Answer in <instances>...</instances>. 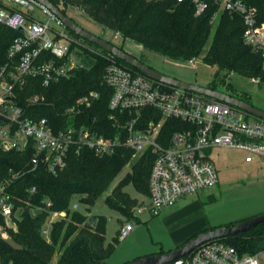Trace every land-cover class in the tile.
<instances>
[{
    "label": "built area",
    "instance_id": "2783aa9c",
    "mask_svg": "<svg viewBox=\"0 0 264 264\" xmlns=\"http://www.w3.org/2000/svg\"><path fill=\"white\" fill-rule=\"evenodd\" d=\"M215 2L221 10L244 17V42L264 57V24L258 27L256 9L241 1ZM194 3L197 16L207 9L203 0H194ZM38 9L45 19L35 18ZM216 19L217 15L213 22ZM53 22L62 28H56ZM0 23L23 33L10 48L9 62L0 70L1 149L32 150L33 170L43 166L54 175L65 170L70 153L80 155L84 149L102 157H111L121 149L131 150L132 160L146 154L154 157L148 198L132 210V221L120 227V240L128 238L135 230V220H140L143 214L157 218L163 209L172 208L180 199L217 187L219 173L212 154L218 148L247 153V164L256 157H264V119L233 105L134 73L114 60L108 65L104 80L114 92L109 107L113 111L110 119L117 130L115 137H105L94 126L81 123V107L98 98L95 92L79 98L73 107L65 110L76 118L73 124L61 127L47 118L31 119L20 106L18 94L29 78L42 79L43 87L47 88L86 67L81 57L86 50L91 57L101 55L104 50L86 49L79 38L68 32L62 20L36 0H0ZM250 80L262 83L259 78ZM45 101L43 95H33L26 107H39ZM57 126H60L58 131ZM10 183L0 185V221H4V224L0 222V238L5 242L12 240L7 229L18 232L22 218V208H16V199L9 191ZM51 207L52 203L48 202L44 207L31 209L34 217L42 212L49 215L42 228L46 238L51 234L52 223L67 215L50 212ZM71 208L83 211L84 207L75 203ZM0 264H6L1 256ZM170 264H264V253L241 255L226 242L212 240Z\"/></svg>",
    "mask_w": 264,
    "mask_h": 264
},
{
    "label": "trees",
    "instance_id": "16d2710c",
    "mask_svg": "<svg viewBox=\"0 0 264 264\" xmlns=\"http://www.w3.org/2000/svg\"><path fill=\"white\" fill-rule=\"evenodd\" d=\"M203 1L207 4V9L197 16L194 0H182V3L178 0H50L66 16L70 8H78L103 29L120 34L124 41L129 39L166 59L190 62L199 56H205L204 62L207 65L217 67V75L236 73L249 79L259 78L261 84H264V57L260 51L255 52L244 42V17L221 10L215 0ZM235 1L255 8L258 12V27L264 24V0ZM216 15L217 19L213 22ZM68 32L79 38L86 49H99L70 29ZM22 34L0 23V70L9 62L10 48ZM121 50L123 51L122 48ZM100 54H92L91 57L86 50L81 56L86 67L47 88L43 87L42 79L29 78L27 85L18 91L20 106L27 110V115L33 120L47 118L64 127L76 121L65 110L73 107L79 98L89 97L95 92L99 95L98 98L90 105L81 107V123L94 126L105 137H115L117 130L110 119L113 111L109 107L114 92L105 84L106 69L114 60L134 73L141 72L125 61L113 58L109 53L102 51ZM225 81L224 78L221 84L234 90ZM215 85L216 82L209 89L215 91ZM33 95H43L45 103L32 109L27 108V100ZM239 100L250 103L248 100ZM59 129L60 126H57L56 130ZM132 155L131 150L121 149L111 157H102L84 149L80 155L70 153L65 170L54 175L43 166L33 170L32 150L18 152L0 148V185L6 181L11 182L9 191L16 199V208H22L18 232L7 229L11 242L0 238V256L3 262L107 264L108 258L120 242V230L112 243L106 244L108 218L90 214L91 208L112 188L118 175L126 167H130L132 172H128L113 187L111 194L106 197V204L125 218L133 219L132 210L139 205L140 200L131 197L125 189L131 184L139 195L148 197L154 157L146 154L139 160H132ZM48 202L52 203L50 212H65L67 215L63 220L52 223L51 234L46 238L42 234V228L49 215L42 212L34 217L31 209L44 207ZM75 203L83 206V211L72 210L71 206ZM0 222L4 224L3 220ZM234 223L223 227H232ZM216 229L219 228L211 230ZM198 235L189 238L176 249L184 247ZM213 241L226 242L241 255L264 253V225ZM170 252L172 251H160L157 254Z\"/></svg>",
    "mask_w": 264,
    "mask_h": 264
},
{
    "label": "rangeland",
    "instance_id": "374dc122",
    "mask_svg": "<svg viewBox=\"0 0 264 264\" xmlns=\"http://www.w3.org/2000/svg\"><path fill=\"white\" fill-rule=\"evenodd\" d=\"M67 14L88 32H93L104 40L112 41L113 45L122 48L137 60L167 77L205 88L214 86L216 82L215 89L218 91L241 100H248L255 108L264 111V84H255L249 78L236 73L217 75V67L207 65L204 62L205 56H199V58L194 59V62L166 59L129 39L124 41L116 33L103 29L78 8H70ZM34 15L38 19L46 18L39 9L35 11ZM53 25L58 29L62 28L57 22H53ZM224 78L226 84H231L234 90H229L227 86L221 84ZM247 155V153L237 149L218 148L213 152V162L218 169L220 183L212 189L188 195L187 198H182L175 204V207L179 206L186 211V215L181 218L183 222L190 220L189 225L194 221L193 219L207 220L210 222V226H218L217 228H219L264 215V157H256L253 162L247 164L245 163ZM129 171L130 167H126L118 175L112 188L97 201L95 207L91 208L90 214L103 215L108 218L106 244L112 243L120 229L119 227L124 226L125 222L132 221V219L125 218L113 209L111 210L106 204V197L111 194L113 187ZM125 192H128L135 199H140V201H146L148 198L139 195L131 184L127 186ZM134 228L135 231L128 238L120 240L108 258L107 264H129L138 258L158 255L157 253L160 251H168L175 244L171 236L173 228L165 227L159 216L152 218L145 213L137 221ZM204 232L198 234L201 235ZM13 245L15 244L13 243Z\"/></svg>",
    "mask_w": 264,
    "mask_h": 264
},
{
    "label": "water",
    "instance_id": "95a60500",
    "mask_svg": "<svg viewBox=\"0 0 264 264\" xmlns=\"http://www.w3.org/2000/svg\"><path fill=\"white\" fill-rule=\"evenodd\" d=\"M36 1L41 3L44 7H48L56 17L62 20V22L68 29L78 35L81 39L89 42L90 44H94L97 47H100L107 53H111L120 61H125L145 76H148L149 78L153 80L155 79L158 82H161L166 85H171L182 90H189L199 95H204L213 100L216 99L230 106L233 105L244 112H248L250 115L256 118L264 119V111L262 109L260 110L258 108H255V106L250 103L240 101L239 99L231 95L229 96L218 90L214 91L209 88H205L202 86L199 87L188 82H182L175 78L167 77L159 73L155 69L153 70L149 66L145 65L142 61L137 60L134 56L127 53L126 51H122L119 47L113 45L109 41L100 38L93 32H88L77 22H75L72 18L66 16L58 7H56L52 2H50V0ZM259 225H264V215L249 218V220L236 222L232 227H219V229L216 230L206 231L203 234L198 235L196 238L190 240L189 243L186 244L184 247L175 249L174 251L167 254L144 256L143 258H138L132 262H129V264H170L173 263L175 260L189 254V252L200 247L201 245H204V243L210 242L212 240H219V238H227L229 236H234V234L247 232L250 231V229Z\"/></svg>",
    "mask_w": 264,
    "mask_h": 264
},
{
    "label": "crops",
    "instance_id": "0c3cea01",
    "mask_svg": "<svg viewBox=\"0 0 264 264\" xmlns=\"http://www.w3.org/2000/svg\"><path fill=\"white\" fill-rule=\"evenodd\" d=\"M185 215H186V211L184 209H182L179 206L175 207V205H174L172 208L164 209L162 211V214L159 216V217H161V222L162 221L164 222L165 227L173 228L171 236L173 237V239H174L173 242H175V244L173 245V247H170V249L168 251H174L178 246L187 242L190 238L189 236H195L200 232L201 233L204 232V230L208 231L211 228H217L218 227V226H210L211 224L207 220H204V221H206V222H204V221H199L197 219H193L194 221L188 225L190 220H188L187 222H183L181 220L182 216H185ZM137 221H139V220H135V224L137 223ZM124 225H125V223H124ZM134 227H135V225H134Z\"/></svg>",
    "mask_w": 264,
    "mask_h": 264
},
{
    "label": "flooded vegetation",
    "instance_id": "af4514ba",
    "mask_svg": "<svg viewBox=\"0 0 264 264\" xmlns=\"http://www.w3.org/2000/svg\"><path fill=\"white\" fill-rule=\"evenodd\" d=\"M217 90V89H216Z\"/></svg>",
    "mask_w": 264,
    "mask_h": 264
}]
</instances>
